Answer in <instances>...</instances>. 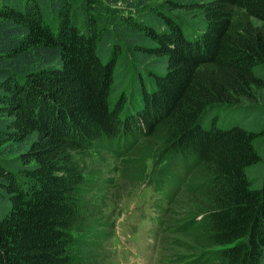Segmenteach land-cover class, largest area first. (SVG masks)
Wrapping results in <instances>:
<instances>
[{
    "label": "trees",
    "instance_id": "1",
    "mask_svg": "<svg viewBox=\"0 0 264 264\" xmlns=\"http://www.w3.org/2000/svg\"><path fill=\"white\" fill-rule=\"evenodd\" d=\"M263 87L264 0H0V264H100L91 153L161 194L176 264H264L259 133L217 124Z\"/></svg>",
    "mask_w": 264,
    "mask_h": 264
},
{
    "label": "rangeland",
    "instance_id": "2",
    "mask_svg": "<svg viewBox=\"0 0 264 264\" xmlns=\"http://www.w3.org/2000/svg\"><path fill=\"white\" fill-rule=\"evenodd\" d=\"M144 1L158 3L162 0ZM193 29L191 26L186 28L189 33H196L192 32ZM256 89V100L248 101L249 103L241 100L238 106L222 108L218 113L217 124L223 128L238 124L259 133L255 146L262 158V164L251 169L249 174L253 184L260 186L264 178V87ZM246 104L257 107L252 111L245 110ZM142 138H139V143L143 141ZM121 142L123 140H120ZM120 143L119 148H122ZM134 147L136 146L133 145L132 149ZM131 151L129 149L123 155L130 154ZM91 154L89 159L85 160L87 170L91 174L99 172L103 181L105 179L108 181L98 183L92 193L96 196L101 195L107 210L105 213L113 212L116 217L110 239L104 241L102 247L95 252L96 261L100 264H176L174 258L169 256L176 253L183 255L173 246L177 238L166 231L160 232L155 223L158 213L154 211L153 204L159 201L161 194L156 192L145 178L137 182L122 179L117 171H113L115 167L113 164L117 162L113 155L105 154L101 159ZM150 165L151 162H148L146 168L149 169ZM181 194L174 196L176 202ZM143 212L147 214L145 217ZM151 216L154 217V221L151 220Z\"/></svg>",
    "mask_w": 264,
    "mask_h": 264
}]
</instances>
